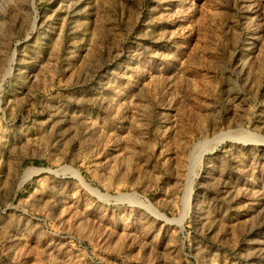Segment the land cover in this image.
Wrapping results in <instances>:
<instances>
[{
	"label": "rangeland",
	"instance_id": "obj_1",
	"mask_svg": "<svg viewBox=\"0 0 264 264\" xmlns=\"http://www.w3.org/2000/svg\"><path fill=\"white\" fill-rule=\"evenodd\" d=\"M0 264H264V0H0Z\"/></svg>",
	"mask_w": 264,
	"mask_h": 264
},
{
	"label": "bare ground",
	"instance_id": "obj_2",
	"mask_svg": "<svg viewBox=\"0 0 264 264\" xmlns=\"http://www.w3.org/2000/svg\"><path fill=\"white\" fill-rule=\"evenodd\" d=\"M40 169H34V172H37V171H39Z\"/></svg>",
	"mask_w": 264,
	"mask_h": 264
}]
</instances>
